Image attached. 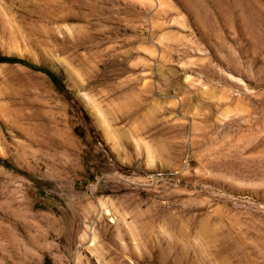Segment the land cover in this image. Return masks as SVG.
I'll use <instances>...</instances> for the list:
<instances>
[{"label":"rangeland","instance_id":"374dc122","mask_svg":"<svg viewBox=\"0 0 264 264\" xmlns=\"http://www.w3.org/2000/svg\"><path fill=\"white\" fill-rule=\"evenodd\" d=\"M0 264H264V0H0Z\"/></svg>","mask_w":264,"mask_h":264},{"label":"trees","instance_id":"16d2710c","mask_svg":"<svg viewBox=\"0 0 264 264\" xmlns=\"http://www.w3.org/2000/svg\"><path fill=\"white\" fill-rule=\"evenodd\" d=\"M0 62H9V63H19L28 67H31L35 70H39L44 72L52 81H55V77L53 74H51L48 70L45 68L39 67V66H34L29 63H27L25 60L22 59H17V58H12V57H0Z\"/></svg>","mask_w":264,"mask_h":264}]
</instances>
